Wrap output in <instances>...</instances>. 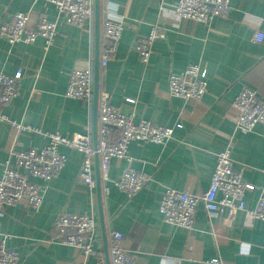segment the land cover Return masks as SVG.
<instances>
[{
    "label": "crops",
    "instance_id": "obj_1",
    "mask_svg": "<svg viewBox=\"0 0 264 264\" xmlns=\"http://www.w3.org/2000/svg\"><path fill=\"white\" fill-rule=\"evenodd\" d=\"M95 1L92 22L79 28L68 24L50 2L0 0V26L13 24L18 12L57 21L55 39L48 46L41 38L30 44L0 36V75L23 71L17 95L4 113L40 132L16 133L10 122L0 121V178L5 164H14L11 151L42 148L48 133L73 137L91 132L94 139V98L89 103L66 92L73 71L91 64L94 68L96 58L100 60L103 21L119 20L125 26L115 54L99 70V91L135 122L147 120L175 131L164 144L133 141L128 158L111 160L108 179L101 180L107 239L109 231L121 232L135 264H207L214 258L227 264H264V221L251 220L247 211L229 218L227 212L209 213L200 204L195 227L187 230L166 223L159 210L168 189L206 192L217 156L227 148L244 180L255 186L246 193V209L255 208L262 198L264 125L241 133L233 104L244 87L264 96V41L255 39L257 32H264V0H231L227 15L209 23L179 18L174 12L178 0H99L97 21ZM152 30L165 37L151 44L144 62L136 46ZM191 64L207 72L208 90L199 102L166 92L170 75L182 74ZM60 151L68 161L57 177L49 182L30 177L40 186L41 208L5 207L0 211V236L19 253V264H76V250L50 241L56 220L62 213L96 215L100 255L88 264H106L97 185L91 189L80 177L82 152L65 146ZM129 169L148 179L133 198L115 185ZM94 178L97 182L96 161Z\"/></svg>",
    "mask_w": 264,
    "mask_h": 264
},
{
    "label": "built area",
    "instance_id": "obj_2",
    "mask_svg": "<svg viewBox=\"0 0 264 264\" xmlns=\"http://www.w3.org/2000/svg\"><path fill=\"white\" fill-rule=\"evenodd\" d=\"M52 3L59 15L64 16L70 25L84 28L94 18L93 0H44ZM231 0H178L174 7L176 15L193 22L209 23L217 17H224L230 9ZM125 24L119 20L105 19L102 24L103 45L99 60L100 69L104 70L116 52V46L122 36ZM57 33V21L46 18L35 19L29 12L14 15L13 24L1 25L0 36L10 43H34L41 38L51 45ZM165 35L158 30L138 41L136 50L147 62L150 46ZM257 42L264 41V32H257ZM23 71L14 76L0 75V121L10 122L16 133L38 132L31 126L11 121L4 113L19 90ZM207 72L199 65L191 64L182 74H171L167 93L172 97L199 102L207 93ZM66 96L91 103L94 97L93 64L84 70L70 74ZM234 109L237 112L236 126L241 133H249L258 124L264 125V96L257 91L244 87L235 98ZM98 140L97 146L91 132L65 137L48 133V143L38 149L10 152L14 164H5L0 178V211L8 206L20 205L38 211L43 204L40 186L30 179L49 182L57 177L68 158L60 151L65 146L79 150L84 154L80 177L91 189L97 182L94 178L96 157L99 159L100 178L108 179L112 159L128 158L129 145L133 141L164 144L174 135V129L158 126L147 120L135 122L133 117L123 114L111 106L107 94L99 91L98 97ZM40 133V132H38ZM264 172V170H263ZM147 177L136 170H125L115 182L117 188L129 198L137 196L147 185ZM255 186L247 183L243 171L235 167L232 149L227 148L217 156L216 167L209 189L202 195L189 191L168 189L160 201V213L168 224L193 230L196 213L203 204L209 213H225L234 217L240 211H247L251 220L264 221V194L257 206L246 209V193ZM107 192V188H105ZM98 226L94 217L86 214L62 213L54 225L51 242L72 247L78 252L76 264H88L91 258L98 257L100 250L95 246ZM124 235L116 230L109 231L108 250L111 264H135V260L123 246ZM19 253L7 247L6 237L0 236V264H19ZM207 264H227L220 258L207 261ZM247 264V263H234Z\"/></svg>",
    "mask_w": 264,
    "mask_h": 264
},
{
    "label": "water",
    "instance_id": "obj_3",
    "mask_svg": "<svg viewBox=\"0 0 264 264\" xmlns=\"http://www.w3.org/2000/svg\"><path fill=\"white\" fill-rule=\"evenodd\" d=\"M95 16L96 20L99 19V0L95 1ZM99 59L96 58L95 66H94V144L97 146L98 140V116H97V108H98V96H99ZM96 171H97V192H98V207H99V220L101 224L103 239H104V246H105V259L106 264H110V257H109V250H108V239H107V232L104 223V217L102 214V192H101V178H100V166H99V159L96 157ZM95 220L98 221L97 216L95 215Z\"/></svg>",
    "mask_w": 264,
    "mask_h": 264
}]
</instances>
